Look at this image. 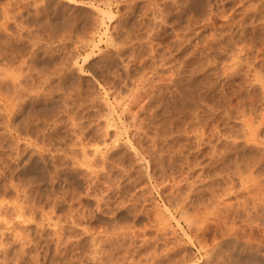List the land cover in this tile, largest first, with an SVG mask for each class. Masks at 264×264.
Instances as JSON below:
<instances>
[{
  "label": "rangeland",
  "instance_id": "rangeland-1",
  "mask_svg": "<svg viewBox=\"0 0 264 264\" xmlns=\"http://www.w3.org/2000/svg\"><path fill=\"white\" fill-rule=\"evenodd\" d=\"M0 69V264H264V0H0Z\"/></svg>",
  "mask_w": 264,
  "mask_h": 264
},
{
  "label": "bare ground",
  "instance_id": "bare-ground-1",
  "mask_svg": "<svg viewBox=\"0 0 264 264\" xmlns=\"http://www.w3.org/2000/svg\"><path fill=\"white\" fill-rule=\"evenodd\" d=\"M87 1V0H86ZM150 1V0H149ZM47 2V1H46ZM118 2V1H117ZM109 6V5H108ZM177 11V10H176ZM100 12V11H99ZM144 13V12H143ZM167 13V12H166ZM109 15H111V13H108ZM103 15V14H102ZM170 16V15H169ZM98 20V19H97ZM147 28V27H146ZM148 29V28H147ZM150 34V33H149ZM202 34V33H201ZM200 34V35H201ZM104 35V34H103ZM149 36V35H148ZM197 36V35H196ZM87 38V37H86ZM86 40V39H85ZM129 40V39H128ZM184 40V39H183ZM125 41V40H124ZM189 41V40H188ZM100 42V41H99ZM117 43V42H116ZM100 44V43H99ZM118 44V43H117ZM123 44V43H122ZM125 44V43H124ZM116 45V44H115ZM120 45V44H119ZM171 45V44H170ZM95 47V46H94ZM201 47V46H200ZM216 49V48H215ZM168 53V52H167ZM208 53V52H207ZM237 54V53H236ZM79 55V54H78ZM80 56V55H79ZM230 56V55H229ZM209 60V59H208ZM159 61V60H158ZM214 63V62H213ZM228 63V62H227ZM238 64V63H237ZM4 65V64H3ZM13 66V65H12ZM7 67V66H6ZM1 70V69H0ZM194 72V71H193ZM229 72V71H228ZM4 74V73H3ZM12 74V73H11ZM128 74V73H127ZM130 74V73H129ZM5 75V74H4ZM7 75V74H6ZM5 75V76H6ZM10 75V74H9ZM166 75V74H165ZM190 75V74H189ZM4 76V77H5ZM195 76V75H194ZM226 76V75H225ZM2 78V77H1ZM0 78V79H1ZM9 79V78H8ZM177 79V78H176ZM258 79V78H257ZM260 80V79H259ZM2 81V80H1ZM230 82V81H229ZM76 83V82H75ZM206 84V83H205ZM260 84V83H259ZM258 84V85H259ZM49 85V84H48ZM77 85V84H76ZM186 85V84H185ZM15 86V85H14ZM20 86V85H19ZM28 86V85H27ZM24 88V87H23ZM142 88V87H141ZM139 89V88H138ZM203 89V88H202ZM86 90V89H85ZM203 91V90H202ZM1 92V91H0ZM11 92V91H10ZM188 92V91H187ZM19 93V92H18ZM190 93V92H189ZM2 94H4V93H2ZM6 94V93H5ZM139 95V94H138ZM188 95V94H187ZM2 96V95H1ZM13 96V95H12ZM178 96V95H177ZM5 97V96H4ZM7 97V96H6ZM5 97V98H6ZM15 97V96H14ZM194 97V96H193ZM67 99V98H66ZM136 99V98H135ZM138 99V98H137ZM6 100H7V98H6ZM8 100H10V99H8ZM120 100V99H119ZM131 100V99H130ZM21 101V100H20ZM6 102V101H5ZM10 102V101H9ZM129 102V101H128ZM18 103V102H17ZM143 103V102H142ZM14 104H15V102H14ZM13 104V105H14ZM239 104V103H238ZM56 105V104H55ZM95 105V104H94ZM184 105V104H183ZM55 107V106H54ZM237 109V108H236ZM55 110V109H54ZM136 112V111H135ZM67 113V112H66ZM226 113V112H225ZM228 113V112H227ZM232 113V112H231ZM247 113V112H246ZM72 115V114H71ZM262 116V115H261ZM264 116V115H263ZM262 116V117H263ZM39 117V116H38ZM82 118H84V117H82ZM231 118V117H230ZM29 119H30V117H29ZM250 119V118H249ZM261 120V119H260ZM81 122V121H80ZM140 123V122H139ZM73 124V123H72ZM85 124V123H84ZM46 125V124H45ZM106 126V125H105ZM261 126V125H260ZM66 127V126H65ZM100 127V126H99ZM108 127H110L109 125H108ZM140 127H142L141 125H140ZM243 127V126H242ZM244 127H245V125H244ZM247 127V126H246ZM254 127H255V125H254ZM61 128V127H60ZM91 128V127H90ZM44 129V128H43ZM59 129V128H58ZM144 129V128H143ZM93 130V129H92ZM103 130V129H102ZM106 130V129H105ZM110 131V130H109ZM196 131V130H195ZM179 132V131H178ZM253 132V131H252ZM54 133V132H53ZM105 133V132H104ZM255 133V132H254ZM100 134V133H99ZM102 134V133H101ZM184 134V133H183ZM50 135V134H49ZM172 135V134H171ZM170 135V136H171ZM243 135V134H242ZM252 135V134H251ZM255 135V134H254ZM46 136V135H45ZM52 136V135H51ZM230 136V135H229ZM82 137V136H81ZM103 137H104V135H103ZM240 138V137H239ZM253 138V137H252ZM46 139V138H45ZM60 139V138H59ZM223 139V138H222ZM225 139V138H224ZM250 139V138H249ZM48 140V139H47ZM50 140V139H49ZM56 140V139H55ZM71 140V139H70ZM106 140V139H105ZM109 141V140H108ZM233 141H234V139H233ZM232 141V142H233ZM42 142V141H41ZM46 142V141H45ZM209 142V141H208ZM252 142V141H251ZM253 143H254V141H253ZM67 144V143H66ZM80 144V143H79ZM216 144V143H215ZM47 145V144H46ZM249 145H251V144H249ZM28 146V145H27ZM72 146V145H71ZM200 146V145H199ZM260 146V145H259ZM34 147V146H33ZM56 147V146H55ZM44 148V147H43ZM74 148V147H73ZM101 148V147H100ZM255 148H256V146H255ZM54 149V148H53ZM84 149V148H83ZM96 149V148H95ZM166 149V148H165ZM36 150V149H35ZM138 151V150H137ZM243 151V150H242ZM109 152V151H108ZM74 153V152H73ZM132 154V153H131ZM217 154V153H216ZM181 155V154H180ZM233 155V154H232ZM258 155V154H257ZM83 158V157H82ZM238 158V157H237ZM25 160V159H24ZM214 161V160H213ZM123 163V162H122ZM245 164V163H244ZM233 165V164H232ZM53 166V165H52ZM84 167V166H83ZM93 168V167H92ZM249 168V167H248ZM86 169H88V168H86ZM89 170V169H88ZM110 170V169H109ZM179 170V169H178ZM217 170V169H216ZM127 171V170H126ZM252 171V170H251ZM103 172V171H102ZM262 172H263V170H262ZM107 173V172H106ZM234 174V173H233ZM92 175V174H91ZM258 176V175H257ZM261 176V175H260ZM67 177V176H66ZM89 178V177H88ZM245 179H246V177H245ZM52 180H54V179H52ZM227 181V180H226ZM255 181V180H254ZM247 182V181H246ZM261 182V181H260ZM264 182V181H263ZM228 183V182H227ZM230 183V182H229ZM177 184V183H176ZM172 185V184H171ZM203 185V184H202ZM229 185V184H228ZM232 185V184H231ZM19 186V185H18ZM32 188V187H31ZM50 190V189H49ZM245 191V190H244ZM62 192V191H61ZM184 192V191H183ZM50 194V193H49ZM87 194V193H86ZM216 194V193H215ZM89 195V194H88ZM213 195V194H212ZM27 196V195H26ZM31 196V195H30ZM87 196V195H86ZM259 196V195H258ZM79 197V196H78ZM232 198V197H231ZM244 198V197H243ZM183 199V198H182ZM230 199V198H229ZM250 199V198H249ZM98 200V199H97ZM210 200V199H209ZM80 201V200H79ZM214 201V200H213ZM20 202V201H19ZM34 202V201H33ZM182 202V201H181ZM232 202V201H231ZM21 203V202H20ZM245 203V202H244ZM255 203V202H254ZM95 204V203H94ZM210 204V203H209ZM228 204V203H227ZM264 205V204H263ZM25 206V205H24ZM215 207V206H214ZM23 208V207H22ZM28 208V207H27ZM42 208V207H41ZM95 208V207H94ZM212 208V207H211ZM54 209V208H53ZM220 209V208H219ZM255 209V208H254ZM44 210V209H43ZM213 210V209H212ZM217 210V209H216ZM27 211V210H26ZM53 211V210H52ZM24 212V211H23ZM75 212V211H74ZM45 213V212H44ZM203 213V212H202ZM207 213V212H206ZM211 213V212H210ZM53 214V213H52ZM40 215V214H39ZM196 215V214H195ZM200 215V214H199ZM216 215V214H215ZM19 216V215H18ZM26 216V215H25ZM31 216H32V214H31ZM49 216V215H48ZM63 217V216H62ZM30 218V217H29ZM49 218V217H48ZM64 218V217H63ZM210 218V217H209ZM246 218V217H245ZM55 219V218H54ZM71 219V218H70ZM161 219V218H160ZM163 219V218H162ZM251 219V218H250ZM68 221V220H67ZM168 221V220H167ZM59 222V221H58ZM231 222V221H230ZM164 223H165V221H164ZM117 224V223H116ZM231 224V223H230ZM236 224V223H235ZM238 224V223H237ZM242 224V223H241ZM222 225V224H221ZM251 225V224H250ZM122 226V225H121ZM236 226V225H235ZM127 227V226H126ZM167 227V226H166ZM55 228V227H54ZM125 228V227H124ZM136 228V227H135ZM143 228V227H142ZM120 229V228H119ZM163 229V228H162ZM173 229V228H172ZM81 230V229H80ZM113 230V229H112ZM114 231V230H113ZM118 231V230H117ZM129 232V231H128ZM176 232V231H175ZM72 233V232H71ZM105 233V232H104ZM223 233V232H222ZM61 235V234H60ZM115 235V234H114ZM228 235V234H227ZM228 238V237H227ZM66 239H67V237H66ZM79 240V239H78ZM99 240V239H98ZM132 241V240H131ZM91 242H92V240H91ZM68 243V242H67ZM2 244V243H1ZM58 244H59V242H58ZM65 244V243H64ZM2 246V245H1ZM61 246V245H60ZM64 246V245H63ZM218 246V245H217ZM47 248V247H46ZM53 248V247H52ZM64 248V247H63ZM102 248V247H101ZM167 248V247H166ZM210 248V247H209ZM19 249V248H18ZM66 249V248H65ZM88 249V248H87ZM103 251V250H102ZM253 251V250H252ZM95 253V252H94ZM90 254V253H89ZM56 255H57V253H56ZM104 256V255H103ZM10 258V257H9ZM153 258V257H152ZM44 261V260H43ZM74 262V261H73ZM81 262V261H80ZM103 263V262H102ZM258 264V263H257Z\"/></svg>",
  "mask_w": 264,
  "mask_h": 264
}]
</instances>
